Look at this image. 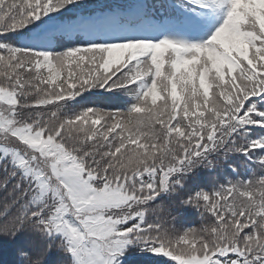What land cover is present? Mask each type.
<instances>
[{
    "label": "snow or ice",
    "instance_id": "1",
    "mask_svg": "<svg viewBox=\"0 0 264 264\" xmlns=\"http://www.w3.org/2000/svg\"><path fill=\"white\" fill-rule=\"evenodd\" d=\"M0 245L264 264V0H0Z\"/></svg>",
    "mask_w": 264,
    "mask_h": 264
},
{
    "label": "trees",
    "instance_id": "2",
    "mask_svg": "<svg viewBox=\"0 0 264 264\" xmlns=\"http://www.w3.org/2000/svg\"><path fill=\"white\" fill-rule=\"evenodd\" d=\"M192 221H198L199 217L195 214L191 217ZM13 259V250L11 247L7 245H0V264H4V261H9V264L11 260Z\"/></svg>",
    "mask_w": 264,
    "mask_h": 264
},
{
    "label": "rangeland",
    "instance_id": "3",
    "mask_svg": "<svg viewBox=\"0 0 264 264\" xmlns=\"http://www.w3.org/2000/svg\"><path fill=\"white\" fill-rule=\"evenodd\" d=\"M91 2H92L93 4H95V3L98 2V0H91Z\"/></svg>",
    "mask_w": 264,
    "mask_h": 264
}]
</instances>
